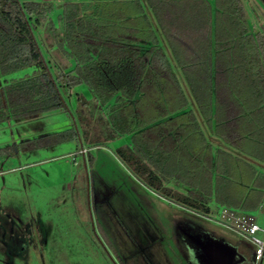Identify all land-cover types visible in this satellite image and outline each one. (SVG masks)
I'll return each instance as SVG.
<instances>
[{
  "label": "trees",
  "instance_id": "trees-1",
  "mask_svg": "<svg viewBox=\"0 0 264 264\" xmlns=\"http://www.w3.org/2000/svg\"><path fill=\"white\" fill-rule=\"evenodd\" d=\"M248 16L243 0H0V79L32 69L0 84V123L67 109L61 89L86 86L148 188L205 218L213 203L261 210L264 31Z\"/></svg>",
  "mask_w": 264,
  "mask_h": 264
},
{
  "label": "rangeland",
  "instance_id": "rangeland-1",
  "mask_svg": "<svg viewBox=\"0 0 264 264\" xmlns=\"http://www.w3.org/2000/svg\"><path fill=\"white\" fill-rule=\"evenodd\" d=\"M47 1L58 5L70 0ZM243 1L250 27L264 31L262 2ZM58 13L60 10L54 12V20ZM39 37L47 59L51 57L55 64L60 60L63 68L68 69L69 63L63 57L56 51L51 53L55 48L54 35L44 34L43 29ZM47 51L52 54L50 57ZM31 72L30 68L16 72L1 78L0 84ZM61 91L67 109L0 123V264H138L133 257L139 256L146 242L145 231L133 225L137 227L132 235L139 246H126L125 252L133 253V257H128L118 249V236L109 241L99 227V222L103 223L102 216L114 215L112 208L116 205L112 200L124 199L123 195L130 194L142 196L149 203L148 215L157 218L156 226L162 228L173 264H193L192 256L181 251V243L189 250L201 249L198 239L194 242L183 238L195 237L197 232L205 231L203 228L216 233L208 242L222 247L223 242L217 238L221 235L233 244L234 248L227 251L235 252L242 264L257 263L254 244L216 223L221 220L222 209L218 205L213 203L212 220H208L143 184L118 154V149L132 145V136L112 134L107 112L101 109L86 86ZM80 99L83 102L79 104ZM161 132L155 128L150 135ZM89 154L94 156V166L89 164ZM98 184H107L109 188L99 199ZM125 186L131 187L133 193L127 189L125 193V188L123 192ZM170 187L182 193L188 191L175 182ZM105 196L109 198L107 202ZM116 211L121 210L116 208ZM250 214L264 229V208ZM176 216L183 222L173 227L171 222ZM259 237L264 239V234L259 233Z\"/></svg>",
  "mask_w": 264,
  "mask_h": 264
},
{
  "label": "flooded vegetation",
  "instance_id": "flooded-vegetation-1",
  "mask_svg": "<svg viewBox=\"0 0 264 264\" xmlns=\"http://www.w3.org/2000/svg\"><path fill=\"white\" fill-rule=\"evenodd\" d=\"M130 195H132V194H130ZM134 195H136V194H133L132 197H130V196L125 197L124 195L122 196L124 199L126 198L127 200H129V201L131 200L132 202H133V197H134V202H133L134 204L133 205H135L134 210L136 209L137 215L132 216V219H133L132 223H129V221L124 219V217L119 213L120 211L119 212L116 211V208L120 209L119 206L124 204L125 201H127V200L126 199L125 200L124 199H114L113 200L114 205H116V208H112V211L114 213V216H112V217L116 218V219H120V221L124 222V224L123 225L121 224V225L125 226V228L127 230L123 236L119 234V237H121L123 248H125L128 245L135 246L136 248H138V246H139L138 241H136L134 238L135 235H132L135 232V230L133 228L134 224L139 227L138 230L145 231V234L147 233L146 229H150L152 227V225L149 221L150 218L148 215V210L146 209L148 202L147 201L145 202V200H143L142 198H139L138 196L135 197ZM119 197L122 198L121 196H119ZM129 198H132V199H129ZM137 209H138V211H137ZM138 218H139V221H137ZM142 218H143V220H142ZM115 221L120 223L119 220L118 221L115 220ZM175 223H177V222H175ZM115 225H117V223ZM127 225H129L128 228H127ZM173 227H175V225H173ZM131 229H133V232ZM151 235L152 236L148 235L150 237V240H147V237H145L143 235L146 242H145L144 246L143 245L141 246V248H140L141 252H138L139 256L136 257V260H142L143 264H173V262L169 256V252L167 251V248L165 246V243L163 240V238H164L163 234L161 233V234L155 235L154 233H152ZM217 238H219L221 240V242H223L222 243L223 246H225V247L227 246L230 249L234 248L233 244L230 243L229 241H227L226 239H224L222 237H217ZM183 239L185 240L186 238H183ZM181 245H182L181 251L185 254L189 253L192 256L191 262L193 264H203L202 259L200 258V255L195 250H192V249L189 250V248L187 246H185L183 242L181 243ZM155 247H156V249H155ZM148 249H150V251H147ZM155 253H158V255L154 256ZM131 254H133V253H131Z\"/></svg>",
  "mask_w": 264,
  "mask_h": 264
},
{
  "label": "crops",
  "instance_id": "crops-1",
  "mask_svg": "<svg viewBox=\"0 0 264 264\" xmlns=\"http://www.w3.org/2000/svg\"><path fill=\"white\" fill-rule=\"evenodd\" d=\"M123 189V192H124V188H125V193L127 192L126 191V189L129 191V193H133V189L131 188V187H127V186H125V187H122ZM97 193H98V195H99V197H98V199L99 198H101V196H102V193H108V191H109V188H108V186H107V184H98L97 185ZM134 192H135V190H134ZM135 197L137 196V195H134ZM130 197H132V195L130 196ZM139 197V196H138ZM137 197V198H138ZM142 197V196H141ZM141 197H139V198H141ZM142 198H144V197H142ZM126 199V198H125ZM129 199H132V198H129ZM145 199V198H144ZM143 199V200H144ZM109 200V198H107V196H105V202H107ZM127 200V199H126ZM113 201V200H112ZM131 201V200H130ZM129 200H127V201H125V203L124 204H122V205H120L119 206V208H120V212L119 213H123V217H124V219H126L127 221H129V223H132V216H129V215H133V216H136L137 215V213H136V209L134 210V206L135 205H133L134 203V197H133V202L131 201L130 202ZM102 201H100L99 203H101ZM145 202H146V200H145ZM103 204V203H102ZM147 204H149V203H147ZM149 208H151V207H149ZM137 211H138V209H137ZM101 214H103L102 212H100ZM99 213V214H100ZM152 213V211H151V209H150V214ZM110 215H111V213H109ZM102 216V215H101ZM114 216V215H113ZM149 221H150V223H151V225H152V227L150 228V229H146L147 230V233L145 234V237H147V240H150V237L148 236V235H150V236H152L151 234L152 233H154L155 235H157V234H161L162 233V228H160V227H157L156 226V224H158L157 222H158V220H157V218L155 219L154 217H153V215H149ZM204 218V217H203ZM100 220H102V222L103 223H101V222H99L100 223V225H99V227H100V229H101V231H102V233L104 234V236L106 237V239L107 240H109V241H112L113 239H114V237H117L118 236V242L120 243L119 244V246H120V248H118V249H120L121 251L120 252H122V255H126V256H128V257H133L132 255L133 254H131V253H127V252H125V250H124V248H123V244H122V241H121V237H119V234L120 235H124L125 234V232L127 231L126 230V228H125V226H122L123 224H124V222H122V221H120V219H116V218H113L112 216L110 217H104V216H102V219H100ZM115 220H119V222L120 223H118V222H116ZM142 220H143V218H142ZM176 220V221H175ZM137 221H139V218L137 219ZM175 222H177L176 224H179L180 222H183V221H181V220H178V217L176 216L175 218L173 217V219H172V224H174L175 225ZM117 223V225H115ZM122 224V225H121ZM116 227H115V226ZM132 231H133V229H131ZM134 230H135V227H134ZM145 230V229H144ZM203 230H205V231H202V232H197V234L195 235V237H193V236H190V237H186V239H192L194 242L198 239L199 241H200V244L201 245H204V246H206V245H209V246H211V247H214V248H218V247H220L218 244H216V245H218V246H215L214 244H212V243H210V242H208V238H211V236H215V232H209V231H206V229L205 228H203ZM140 231H142V230H140ZM188 235H190V234H188ZM218 235V234H217ZM216 235V236H217ZM217 237H222L221 235H218ZM156 238V237H155ZM222 238H224V239H226L225 237H222ZM197 240V241H198ZM227 241H229L228 239H226ZM189 241V240H188ZM230 242V241H229ZM231 243V242H230ZM197 244V243H196ZM195 245V244H194ZM193 245V246H194ZM212 245H214V246H212ZM222 247H223V245H222ZM193 248H195V247H193ZM226 248H228L227 246H226ZM155 249H156V247H155ZM228 249H230V248H228ZM230 250H232V249H230ZM195 251L200 255V258L202 259V263L203 264H220V261H218L217 262V259H216V257H213V259H212V261H209L205 256H204V254H203V252H202V250L201 249H198V248H196L195 249ZM124 253V254H123ZM155 255H158V253H155L154 254V256ZM134 258V259H133ZM132 259H133V261L134 260H136V257H133ZM132 259H130L129 261L131 262V260ZM137 262H138V264H143V261L142 260H137Z\"/></svg>",
  "mask_w": 264,
  "mask_h": 264
},
{
  "label": "built area",
  "instance_id": "built-area-1",
  "mask_svg": "<svg viewBox=\"0 0 264 264\" xmlns=\"http://www.w3.org/2000/svg\"><path fill=\"white\" fill-rule=\"evenodd\" d=\"M206 219L212 220L211 218ZM216 223L226 227L235 234L241 235L254 244L256 247V264L262 262L264 259V239L259 237V233L264 234V229L257 223L253 215L224 209L221 210V220L216 221Z\"/></svg>",
  "mask_w": 264,
  "mask_h": 264
},
{
  "label": "water",
  "instance_id": "water-1",
  "mask_svg": "<svg viewBox=\"0 0 264 264\" xmlns=\"http://www.w3.org/2000/svg\"><path fill=\"white\" fill-rule=\"evenodd\" d=\"M261 1L264 4V0H261ZM198 246H201V245H198ZM202 246L200 248L202 249L204 256L209 261H212L213 257H216L217 262L220 261V264H242L239 256L235 252L232 254L228 252L227 251L228 248H226L225 246L218 247V248H214L209 245H206V246L202 245Z\"/></svg>",
  "mask_w": 264,
  "mask_h": 264
}]
</instances>
